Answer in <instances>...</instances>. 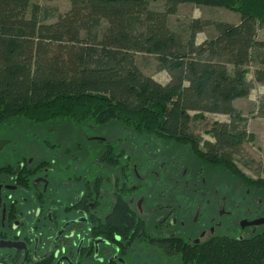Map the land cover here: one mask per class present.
Masks as SVG:
<instances>
[{"label":"trees","instance_id":"obj_1","mask_svg":"<svg viewBox=\"0 0 264 264\" xmlns=\"http://www.w3.org/2000/svg\"><path fill=\"white\" fill-rule=\"evenodd\" d=\"M30 1L0 0V133L16 121L119 125L136 138L188 147L206 167L264 194V178L246 177L233 161L253 140L234 103L247 98L254 83L264 85V42L257 40L264 0H68L69 10L52 23L38 6L26 17ZM150 1H164L163 11L150 9ZM186 4L230 10L239 22L193 19L182 35L167 19ZM208 28L215 35L196 44ZM140 53L155 58L166 84L136 66ZM250 67L254 83L247 79ZM206 114L228 121L207 125L204 134L214 142L199 147L191 124ZM256 115L264 117V94ZM261 164L264 174V155ZM122 206L110 230L122 221L146 237L144 221ZM158 245L182 264H264V230L242 240L215 236L200 244L172 239Z\"/></svg>","mask_w":264,"mask_h":264},{"label":"flooded vegetation","instance_id":"obj_2","mask_svg":"<svg viewBox=\"0 0 264 264\" xmlns=\"http://www.w3.org/2000/svg\"><path fill=\"white\" fill-rule=\"evenodd\" d=\"M15 131L0 133V264H136L141 245L242 240L264 228L249 226L264 220L263 193L253 190L255 200L245 188L230 200L207 182L211 167L193 154L186 161L184 149L180 157L153 150L138 166L119 140L92 136L72 149L56 129L42 139ZM123 204L144 221L146 237L122 221L110 230Z\"/></svg>","mask_w":264,"mask_h":264},{"label":"rangeland","instance_id":"obj_3","mask_svg":"<svg viewBox=\"0 0 264 264\" xmlns=\"http://www.w3.org/2000/svg\"><path fill=\"white\" fill-rule=\"evenodd\" d=\"M32 6H38L41 9L47 11L49 19L46 23H52L55 22L57 15L64 14L69 10L70 3L68 0H31L26 15L27 18L30 17ZM149 8L152 10L163 11L164 1H150ZM193 19L237 24L239 22V15L224 8L196 7L194 5L186 4L180 5L176 14L168 17L167 25L172 31L183 35L185 26ZM212 35H215L214 30L212 28H208L205 32L197 34L195 42L196 44H200L206 38ZM257 40L264 42V27L258 30ZM135 64L144 75L153 78L156 82L160 84H164L166 82L167 75L165 72L158 70L157 62L153 56L141 53L136 54ZM253 69L254 68L252 67L247 68V79L254 83ZM263 94L264 85L254 83L253 89L249 96L247 98L237 100L234 104L241 115L248 120L247 133L253 136V140L247 141L243 144L240 153L233 157V161L237 168L246 177L252 180L264 178L261 167L262 157L264 155V117H259L256 115L257 99ZM191 115L193 116L194 114ZM225 121H228V117L210 114H206L204 116V120L194 121L191 124V132L193 136L199 140V147H202L204 142H214L211 137L204 134L206 126L213 122ZM4 129L5 134L11 135V133L15 130L18 132L24 131L28 135L31 133L35 134L39 137V139H42V136L45 138L49 129H56L60 132V141L62 145H71L72 149L75 147L78 148V146L75 145L80 142L81 146H86L88 144L87 139L92 136L103 137L109 141L119 140L120 142L124 143L127 153L132 155V153L135 154L134 152H136L135 156L138 166H142L143 161H145L144 159L148 156H151V152L153 150H162L170 153L172 152L179 155L180 157L179 152H181L180 149H182L177 147L174 143L158 142L153 138L146 137L136 138L134 133L125 131L119 125H107L104 127H82L75 126L70 123H53L50 126L32 127L22 121H16ZM28 138L30 139V137ZM28 138L25 137V139ZM183 149L184 151L182 152L184 157L189 156L190 159H192V153L188 147ZM188 161L190 165H192L191 161ZM205 177L208 183L210 181L212 186L218 187V189H220L224 195L229 196L230 200H235V202H238L244 196L245 187L237 180L232 179L230 175L222 169L213 170L211 168H207L205 171ZM249 191H252L251 197L257 200L259 197V195L255 193L257 191ZM246 204L244 203L242 205L246 206ZM260 206L261 207H259V210H264V199ZM247 209L253 211L255 210V207L253 205ZM263 229L264 228L260 229L257 233L261 232ZM245 232H249V230H246ZM251 234L252 233H249L250 236H252ZM136 264L182 263L180 256H169L165 254L164 249L159 247V245L158 247H148L147 245H141V247L138 246L136 249Z\"/></svg>","mask_w":264,"mask_h":264},{"label":"water","instance_id":"obj_4","mask_svg":"<svg viewBox=\"0 0 264 264\" xmlns=\"http://www.w3.org/2000/svg\"><path fill=\"white\" fill-rule=\"evenodd\" d=\"M3 144H4L3 142H0V147H1ZM263 224H264V220H259V221H255V222L249 223V226H255V227H258V226L263 225Z\"/></svg>","mask_w":264,"mask_h":264},{"label":"crops","instance_id":"obj_5","mask_svg":"<svg viewBox=\"0 0 264 264\" xmlns=\"http://www.w3.org/2000/svg\"><path fill=\"white\" fill-rule=\"evenodd\" d=\"M168 82V77H167V80H166V82L164 83V84H166ZM235 104V103H234Z\"/></svg>","mask_w":264,"mask_h":264}]
</instances>
